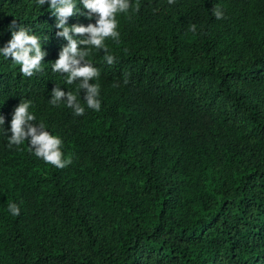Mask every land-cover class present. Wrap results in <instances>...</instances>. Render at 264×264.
Masks as SVG:
<instances>
[{"label":"trees","instance_id":"1","mask_svg":"<svg viewBox=\"0 0 264 264\" xmlns=\"http://www.w3.org/2000/svg\"><path fill=\"white\" fill-rule=\"evenodd\" d=\"M130 4L105 41L114 64L87 57L95 111L52 70L67 41L49 3L0 0V48L23 27L47 53L32 77L0 56V264H264V0ZM56 86L84 115L50 103ZM21 100L62 139L67 167L9 145Z\"/></svg>","mask_w":264,"mask_h":264},{"label":"clouds","instance_id":"2","mask_svg":"<svg viewBox=\"0 0 264 264\" xmlns=\"http://www.w3.org/2000/svg\"><path fill=\"white\" fill-rule=\"evenodd\" d=\"M36 2L40 6L49 3V8L56 17V28L60 29L56 35L67 41V44L61 48L58 59L52 64V70L64 74L69 85L79 81L78 89L85 91L84 101L87 107L99 111L100 86L90 81L98 79L100 72L87 60V57L93 48L103 50L104 61L108 65L114 64L115 57L109 53L105 41L109 38L113 41L119 40L117 15L129 11L132 7L130 0H80L86 12H81L77 7V0H36ZM173 3L175 0H169V4ZM135 11H139L138 4L135 6ZM78 15H84L89 20L95 17V23H89L87 26L83 24L69 26V18ZM213 15L217 19L223 18L218 6L213 8ZM191 30L195 32L196 25H192ZM46 55L47 53L42 50L40 38L29 34L23 27L18 31H12L7 45L0 48V56L11 57L12 61L20 66V71L25 77H32L43 70L42 62ZM124 83H128L127 78ZM61 102L66 103V106L73 110L74 115H84L85 108L79 103L77 95L72 92L65 93L56 86L52 90L50 103L56 106ZM30 107L31 101L21 100L15 108L10 124L9 145L19 146L27 140L37 157L58 169L67 167L72 160L71 157L64 158L61 151L62 139L45 130L42 122L34 123L36 117L29 111ZM4 123L5 119L0 115V126ZM9 211L14 216L19 215V208L15 204H9Z\"/></svg>","mask_w":264,"mask_h":264}]
</instances>
